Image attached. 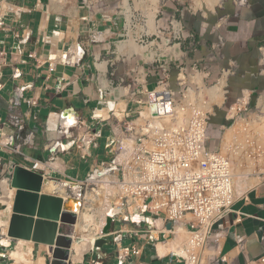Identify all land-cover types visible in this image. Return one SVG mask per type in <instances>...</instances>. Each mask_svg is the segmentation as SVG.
I'll return each mask as SVG.
<instances>
[{"label": "built area", "instance_id": "2783aa9c", "mask_svg": "<svg viewBox=\"0 0 264 264\" xmlns=\"http://www.w3.org/2000/svg\"><path fill=\"white\" fill-rule=\"evenodd\" d=\"M140 17L142 22L148 19V16L140 15L138 19H133L130 28L135 27V21H139ZM128 24L126 17L127 31ZM4 26L5 23L1 21L0 27ZM171 26V39L179 41L181 49V42L193 36L186 35L182 22L176 17L172 18ZM151 36L159 37L157 34ZM149 40L150 35L145 32L139 42L151 48L155 44L157 48L163 45L156 41L150 43ZM258 50L262 65L260 74L264 76V43ZM78 54L82 57L83 50H79ZM3 56L5 52L0 51V58ZM183 59L152 54L145 65L136 67L124 78L112 73L103 97L118 96L116 105L122 102V106L116 107L109 118H93L91 123H86L75 113L56 115L51 119L53 125L47 129V150L51 156L45 160L31 159L22 151L24 146H36V136L33 132L23 135L28 132L29 117L18 112L17 108L22 106L24 98L15 94L8 111L9 119L4 121L0 116V151L22 157L23 164L19 166L41 175L46 182L54 181L56 177L63 178L64 185L77 191L75 199L84 190L81 205L84 199L91 196L94 197L91 201L97 204L101 202L103 208L117 212L115 216L107 215L105 225L108 226L111 220H119L143 228L134 234L127 233L151 245L154 251L162 241L161 234L155 233L146 222L137 224L134 221L136 216L182 226L191 234V240L186 248L189 257L178 254L180 261L184 264H202L205 250L219 251L222 248L228 230L226 220L235 214V221L242 223L248 217L235 210L238 199L257 186L264 185V133L251 128L264 125V94L255 96L251 90L244 89L226 114L225 119L230 125H216L212 122L216 116L215 110L225 107L231 91L230 81L237 77V68L223 69L220 75H216L206 59L189 64H184ZM146 65L150 68L146 69ZM2 67L0 61V73ZM55 68V64L51 63L50 72H54ZM174 72H177L175 79ZM135 74L133 83L136 87L125 95L120 88L125 87L127 78ZM152 76L158 79L155 89L151 91L148 83ZM174 82L177 89L173 88ZM2 90L3 86L0 85V93ZM221 93L224 102L219 105L214 100V94ZM126 101L136 106L137 110L130 111ZM25 103L29 107L38 106L35 100H25ZM105 124H109L113 133L108 152L110 161L95 164L84 181L69 175L65 160L64 171L57 167V162L74 148L80 151L83 160L91 158L92 149L99 148V141L103 138L102 130L95 128H102ZM239 125L246 126L238 130L239 137L245 133L244 140L225 144V134ZM247 127L252 130L247 132ZM6 128L15 131L19 144H16V136H5ZM215 129L222 132L219 138L213 136ZM79 132L84 134L80 136ZM17 166L9 164L6 169L0 161V188L3 182L10 186ZM238 170L244 172L245 182L260 181L257 186L246 189L241 197L236 191ZM6 173H9V177L3 179ZM88 190L93 194L87 195ZM62 198L65 201L73 199L68 193ZM75 214L79 216V212ZM262 222L264 225V220ZM261 232L264 242V226ZM163 234L166 235L165 232ZM168 235L174 237L173 234ZM240 244L244 249V239L240 240ZM121 253L123 259L142 254L136 246L125 248ZM260 264H264V254Z\"/></svg>", "mask_w": 264, "mask_h": 264}, {"label": "crops", "instance_id": "0c3cea01", "mask_svg": "<svg viewBox=\"0 0 264 264\" xmlns=\"http://www.w3.org/2000/svg\"><path fill=\"white\" fill-rule=\"evenodd\" d=\"M113 1L115 0H0V22L5 23L3 28L0 27V51L5 52V56L0 58L3 63L0 73V85L3 86L0 93V116L4 121L9 119L8 111L15 94L24 98L22 106L17 108L18 112L29 117L26 130L28 132L23 135L33 132L31 130L33 121L41 130L40 135L33 132L36 136L35 147H22L26 156H28L26 154L28 148L40 151V157L28 156L29 158L45 160L51 156L47 150L49 141L47 129L53 125L51 119L60 113H75L85 120L88 111L90 122L85 120L86 123H91L93 118H109L111 112L123 104L121 102L116 105L118 96L103 97L104 90L110 85L112 73L124 78L136 67L145 65L150 59V54H153L156 46L151 48V46L139 45L137 43L139 34L135 33L136 38L134 36L131 42L123 41L126 17L129 23L133 21L134 11L127 8L125 14L122 2L113 8ZM118 1L126 3L129 0ZM132 1L140 3L139 0ZM152 1L156 5L158 0ZM180 3L182 0H169L161 10L165 13L170 12V18L177 16L182 20L187 35L193 34L197 37L194 42L197 43L198 49H195L191 57L186 51L188 48L186 44L182 45V49L179 44H175L176 54L168 49L164 51L157 49V52L165 57H184L185 59L182 60L184 64L206 58L212 63L215 60L212 69L216 75H220V70L237 68V77L232 79L233 98H239L243 88L255 92V96L264 94V76L260 74L262 65L258 50L264 43V0H200L198 2L200 9L207 6L214 11L209 14L208 19L189 10L182 11ZM157 13L154 12V16L150 17L153 26L156 23ZM148 15L149 13L142 12L143 17ZM157 27L155 29L154 26V30L149 29L148 33H156ZM131 34L132 32L128 35ZM141 37L142 35L140 39ZM81 49L84 53L82 57L78 54ZM51 63L56 66L54 72L49 70ZM145 68L150 67L146 65ZM176 75L177 72H174L173 77L176 78ZM135 77L136 74L127 78L126 86L120 88L122 93L128 95L132 89H135L133 83ZM157 79V76H152L148 88L151 85L156 87ZM118 94L119 91L116 95ZM25 100H35L38 106L29 107ZM126 105L130 111L137 110V107L128 101ZM216 125L220 124L216 123ZM103 126L102 128L97 126L95 129H101L104 138L105 131L109 133L112 129L109 124ZM83 134L79 132L80 136ZM10 135L17 137L12 128H6L5 136ZM16 139V144H19L20 140L18 137ZM99 148L92 149L91 158H93V150ZM0 153L8 155L9 160L3 159L0 155V161L6 169L9 164H23V158L20 156L1 151ZM71 153L81 158V153L76 148L69 154ZM64 157L62 162L65 160ZM99 162V160L94 162L87 176L93 166ZM65 163L69 173L66 160ZM8 175L9 173H6L2 178L6 179ZM53 180L49 182L65 186L66 191L64 194L58 191L54 195L65 197L70 188L64 185V179L56 177ZM0 194L2 200L5 194L3 187L0 188ZM235 210L247 214L248 217H245L242 223L235 221L237 218L235 214L226 220L228 230L222 248L219 251L205 250L202 264H260L264 254L261 232L264 226L262 222L264 185L257 186L244 197L239 198ZM0 211H4L2 219L9 220L7 207L2 203ZM118 223L119 220L109 221L108 226L104 225V222L100 223L101 228L103 226V235L102 233L101 236L98 235L100 231L96 240L104 239L108 244L104 245L100 253H95L88 244L89 250L85 253L83 261L78 264H184L175 251L162 254L157 250L154 251L151 245L140 241L138 237L128 234L127 231L134 234L143 230L135 223L122 222L121 227L117 226ZM76 228L73 229L75 245L91 242V238L84 237V234H80L81 232L79 233ZM123 231L126 232L121 234ZM158 233L161 234L160 242L168 241L164 240L170 235L163 234L164 231ZM180 239L181 236L173 241ZM241 239L245 242L244 249L241 248ZM6 242L9 244L7 245ZM21 243L25 245L28 259L25 263H19L12 258V253L17 252ZM135 246L142 254L123 259L121 250ZM74 255L75 252L72 254L71 264ZM52 260L48 246L11 240L0 232V264H52ZM173 260L176 263H172Z\"/></svg>", "mask_w": 264, "mask_h": 264}, {"label": "water", "instance_id": "95a60500", "mask_svg": "<svg viewBox=\"0 0 264 264\" xmlns=\"http://www.w3.org/2000/svg\"><path fill=\"white\" fill-rule=\"evenodd\" d=\"M47 183L41 175L22 166L14 169L10 187L15 196L6 235L11 240L48 246L52 264H71L75 245L73 229L79 222L71 205L79 206L80 210L84 190L78 199L65 201L57 195L43 193ZM105 244L108 242L104 239L96 240L93 251L100 253Z\"/></svg>", "mask_w": 264, "mask_h": 264}, {"label": "rangeland", "instance_id": "374dc122", "mask_svg": "<svg viewBox=\"0 0 264 264\" xmlns=\"http://www.w3.org/2000/svg\"><path fill=\"white\" fill-rule=\"evenodd\" d=\"M140 1V3L138 2V3H136L135 1H132V0H129V1H127L126 3H123V1H118V0H115V1H113L114 3L112 4V7L114 8L115 6H117V5H119V3H121L122 2V6H123V11L125 12V14L127 13V8H130V9H132L133 11H134V18H136V19H138V17L140 16V15H142V12H147V13H149V15H148V19H146L145 20V22H142V18L140 17V20L139 21H135V27L133 28V31H131L130 30V32L129 31H127V30H125L124 31V36L122 37L123 38V41L125 42V41H132L134 38V36L137 34H139V41L141 40L140 39V35H144L143 34V32H144V29H145V31L146 32H148L149 31V29H153L154 30V26H155V29H156V27H157V32L156 33H149V35H150V43H152V42H154V41H156V43H160L162 46H160V47H158L157 48V45L155 44V46H156V48H154V52H153V55L154 54H159V51L157 52V49L158 50H166V49H168V51L170 50V51H172L173 52V54H176L175 53V48H174V45L175 44H178L179 43V41H174V39H171L172 38V26H171V20H172V18H170V16H171V13L170 12H167V13H165L164 11H162L161 10V7L167 2V1H169V0H158L156 3V5H154V2L152 1V0H139ZM184 1V2H183ZM200 0H182V3H180V8H181V10L182 11H184V9L185 10H189V11H191V12H194V13H196L198 16H200V15H204V16H206V18L208 19V18H210V16H209V14H211L212 12H214V11H211L207 6H204V8H199L198 7V2H199ZM130 2V3H129ZM126 4V5H125ZM150 11V12H149ZM158 12L157 14H155V16H156V23H155V25L153 26L152 24H151V19H150V17H152V16H154V12ZM182 11H180V14H182ZM185 12V11H184ZM175 14V13H174ZM174 14H172V15H174ZM177 15V14H176ZM177 17V16H176ZM177 19L179 20V21H181L182 22V20H180L179 19V17H177ZM182 24H183V22H182ZM157 25V26H156ZM183 26H184V24H183ZM184 31H185V33H186V35H187V31H186V29H185V27H184ZM132 32V34H131V36L130 35H128L129 33H131ZM136 33V34H135ZM145 33V32H144ZM153 34H157L159 37L158 38H160L159 40H157L156 39V37L155 36H151V35H153ZM191 36H193L192 38H188L186 41H183V42H181V44L182 45H184V44H186V47H188V48H186V51L188 52V55L191 57V55H194V53H195V49L197 48L198 49V45H197V43H195L194 41H195V39L197 38L195 35H193V34H191ZM135 38H136V36H135ZM189 40V41H188ZM190 40H192V41H190ZM163 41V42H162ZM130 42H128V45H130ZM197 42V41H196ZM139 45H141V43L140 42H137ZM125 45H127V44H125ZM181 49H182V46H181ZM127 51V50H126ZM163 51H161V52H163ZM157 52V53H156ZM171 52V53H172ZM178 53V52H177ZM150 56H151V54H150ZM209 57H211V56H209ZM207 60L209 59V58H206ZM144 61V60H143ZM208 64H209V66L210 65H214L215 64V60H213V63L211 62V61H209L208 60V62H207ZM232 80L230 81V88H231V91H230V95H229V97H228V101L226 102V104L228 105V103H229V100H230V97L232 96H234V93H233V90H232ZM154 85H151V86H149V89H151V90H153L154 89ZM244 89H246V88H243L242 89V91L244 90ZM242 91H241V94H240V96L242 95ZM253 93H255V92H253ZM218 96H220V97H218L219 98V105H221V104H223V96H222V94L220 95V94H218ZM255 98V97H254ZM222 99V100H221ZM237 100V99H236ZM235 100V101H236ZM234 101V102H235ZM225 104V107L224 108H222V109H217V110H215V113H216V116L215 117H217V112L218 111H222V110H225V108L227 107V105ZM217 111V112H216ZM214 117V118H215ZM85 120H87V122H90V120H89V113H88V111H86V114H85ZM212 122H213V120H212ZM240 126V125H239ZM239 126H236V127H239ZM261 126V125H260ZM264 125H262V127H263ZM240 127H242V126H240ZM252 129L253 128H256L255 126H252L251 127ZM251 128H248V129H251ZM31 130L34 132V133H36L37 135H40V133H41V130L38 128V125H37V123L36 122H34L33 121V125H32V128H31ZM230 130V129H229ZM225 132V131H224ZM222 132L219 130V129H215L214 131H213V136L214 137H217V138H219L220 137V134H221ZM226 133V132H225ZM226 135V137H227V133L225 134ZM227 138H225V140H226ZM113 141V134H112V132H106L105 131V133H104V138L103 139H101V141H100V148L98 149V150H93V158H91V159H87V160H82L81 158H79L78 156H75V154H66L65 155V157H64V159L66 160V162H67V164H68V168H69V175L70 176H72V177H78L81 181H83V180H85L86 179V177H87V173L90 171V169H91V166L94 164V162L96 161V160H99L100 162H107V161H110V158L108 157V152H109V150H110V147H109V143L110 142H112ZM225 144H229V142L226 140L225 141ZM26 154L28 155V156H30V157H34V158H38V157H40L41 155V153H40V151H37V150H35V149H32V148H28L27 150H26ZM0 155H1V157L3 158V159H5V160H9V158H8V155H5V154H3V153H0ZM237 174H243L244 175V172L242 171V170H239L238 171V173ZM239 177V176H238ZM246 181V180H245ZM245 181H243L241 184L242 185H244L243 186V188H240L239 187V185H240V181L238 182V184H237V189H238V191L240 192L241 191V193H244V191H246V189H250V188H253L254 186H257L259 183H260V181L259 180H251V181H249V182H245ZM74 190V189H73ZM76 192V190H74V191H72L71 190V188L68 190V194H69V196L70 197H73V199L72 200H74L75 198H74V195L77 193H75ZM88 194L87 195H91V194H93L92 193V191L90 190H88V192H87ZM91 199V196L88 198L87 197V199L85 200H83V207L82 208H80V210H78V212H82V213H84V214H89V213H91L90 215H92V213H93V215L94 216H96V221H97V224L98 225H100V223H101V220H102V218L104 217L103 216V214H104V212H103V207L100 205L101 204V202H99L98 204L97 203H95V202H93V201H91L90 200ZM6 200H7V198H6ZM71 200V201H72ZM95 213H96V215H95ZM132 223V222H131ZM121 225H122V221H119V223L117 224V226L118 227H121ZM102 231H103V229H102ZM3 232V231H2ZM81 234V233H80ZM183 234V233H182ZM83 235V234H82ZM85 237V236H84ZM96 238V237H95ZM173 237L172 236H169L167 239H165L164 241H166V240H169V239H172ZM183 238H186V236L183 234L182 235V239ZM181 239V240H182ZM206 255H210V253H206ZM172 263H176V261H172ZM165 264H168V263H165Z\"/></svg>", "mask_w": 264, "mask_h": 264}, {"label": "bare ground", "instance_id": "6f19581e", "mask_svg": "<svg viewBox=\"0 0 264 264\" xmlns=\"http://www.w3.org/2000/svg\"><path fill=\"white\" fill-rule=\"evenodd\" d=\"M132 22L133 21H131L128 24L129 32H130V30L133 31V28H130V27H132ZM144 46H146V45H144ZM137 52H139V51H137ZM214 96H215L214 97L215 102L219 103V98L218 97H220V96H218L217 94H214ZM223 98H224V95H223ZM223 102H224V99H223ZM145 114H146V112H145ZM239 127H234L232 129L228 130L227 137H226L227 139L226 140L229 143H231L233 140H240V141L244 140L245 133H243V136L239 137V131H238ZM245 127L246 126H242V128H245ZM255 129H256V131L258 133H262V134L264 133V126L263 127L262 126H258ZM249 130L251 131L252 129H248L247 132ZM57 167L59 169H62V171H64L65 168H64L62 159H60L57 162ZM245 177H246L245 174L244 175L243 174H240V175L238 174L237 178H236V186H237L238 182L240 181V185L239 184L238 185H239L240 188H243L244 185H242L241 183L246 180ZM2 186L4 188V193L5 194H4V198L2 200L0 199V204L2 203V204H4L7 207V212L11 216L12 211H13L14 196H15L14 193L15 192L13 191V189H10L11 187L8 185L7 182H3ZM64 187L62 185L55 184L54 182H48L45 185V187H44V192L43 193H46V194H49V195H54L58 191H61L64 194L66 192ZM236 191H237L238 196H240V197H241V195L244 194V193H241V191L239 192L237 188H236ZM6 198H7V200H6ZM91 198L94 200V197H91ZM71 206L74 208V211L78 212L79 206H76L74 204L71 205ZM102 210L104 212V214H103L104 217L102 218L101 223L104 222V225H105L106 224L107 215L115 216L117 212L111 211L110 209H106V208H103ZM3 214H4V211H0V232L3 231V233L6 234L7 226L9 224V220L2 219ZM90 214L91 213L84 214L82 212H79V222L77 224V228L76 229H77V231L79 233L80 232H81V234L83 233L84 234L83 236L91 238V242H84L82 244L74 245L75 255L72 258V263L73 264H78L79 262L83 261V257L85 255V253L89 250V248H88L89 245L88 244L91 245V247H92L91 250H92L93 247H94L93 245L95 243V240L97 239V237H96L97 234L100 231L101 232L99 234L102 233L103 226L101 228V226H100L101 224L100 225L97 224L96 216H94L93 213H92V215H90ZM95 215H96V213H95ZM134 221L137 224H140L141 222H146L148 227H150L155 233H158L159 231H164L166 234H173L174 235V237L172 239H169L166 242H160V243L157 244L156 250L158 252H160L162 254H168L170 252L175 251V253H178L181 256H184L186 258L189 257L188 254H187L186 248L189 246V243H190V240H191V234L187 230H185L182 226L175 225V224H168V223H165L163 221H159V220H155V219L144 217L142 215L136 216ZM182 233L186 236V238H184V240L180 239V240H177V241H173L176 238H178L179 236L182 237V235H183ZM6 244L8 245L9 242H6ZM71 257H72V255H71ZM12 258H14V260H18L19 263L28 262L24 243H21V245L18 248L17 252H13L12 253ZM70 261H71V258H70Z\"/></svg>", "mask_w": 264, "mask_h": 264}, {"label": "trees", "instance_id": "16d2710c", "mask_svg": "<svg viewBox=\"0 0 264 264\" xmlns=\"http://www.w3.org/2000/svg\"><path fill=\"white\" fill-rule=\"evenodd\" d=\"M174 79H175V77H174ZM173 88L174 89H177V87L175 85V82L173 83ZM235 100H236V98H233L232 96L230 97L229 103H228L227 107L225 108V110H222V111H218L217 112V117H215L213 119V123L214 124L217 123V124L230 125V123H228L226 121L225 117H226V114L228 112V109H229L230 105L233 104Z\"/></svg>", "mask_w": 264, "mask_h": 264}]
</instances>
